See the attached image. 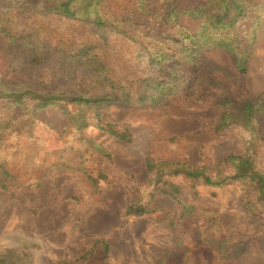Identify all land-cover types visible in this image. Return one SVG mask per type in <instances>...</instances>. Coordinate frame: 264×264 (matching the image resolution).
I'll list each match as a JSON object with an SVG mask.
<instances>
[{"label":"trees","instance_id":"trees-1","mask_svg":"<svg viewBox=\"0 0 264 264\" xmlns=\"http://www.w3.org/2000/svg\"><path fill=\"white\" fill-rule=\"evenodd\" d=\"M263 31L264 0H194L190 6L180 0H0V34L8 55L7 70L0 67V123L7 118L32 135L31 107L81 102L94 126L131 143L132 132L111 114L112 107L132 108L148 98L169 105L179 97H200L198 87L209 65L206 53L216 49L225 51L246 76ZM260 99L264 103V91ZM249 104L229 94L217 103L222 115L242 114ZM105 160L112 162L113 156L102 149L98 172L85 164L79 169L95 192L107 180L101 169ZM145 166L149 177L134 191L125 215L156 214L163 210L157 202L162 198H170L179 211L177 219H159L167 222L173 247L155 264H204L210 254L214 263L228 264L246 252V244L231 247L217 214L185 201L182 183L173 179L212 187L238 184L246 211L263 213L264 167L257 175L243 162L233 175H224L223 164L215 163L146 159ZM0 173L7 188L13 176L2 166ZM187 234H198V239L188 244ZM36 248L0 249V264H35ZM52 264L116 263L112 244L101 237L78 257Z\"/></svg>","mask_w":264,"mask_h":264},{"label":"rangeland","instance_id":"rangeland-1","mask_svg":"<svg viewBox=\"0 0 264 264\" xmlns=\"http://www.w3.org/2000/svg\"><path fill=\"white\" fill-rule=\"evenodd\" d=\"M193 2L180 0V5ZM260 42L246 76L235 69L225 51H208L209 65L198 98L183 96L169 105L148 98L132 108L112 107L111 114L132 132L131 143L94 126L81 102L49 101L31 107L32 135L7 118L2 120L0 166L13 178L4 188L5 178L0 175V249L37 247L35 264H52L78 257L94 239L104 237L113 246L116 264H155L173 247L172 232L159 219H177L179 211L170 198H162L157 202L163 210L156 214L125 215L134 191L149 177L146 159L223 164L224 175H233L246 162L262 175L264 31ZM6 48L7 40L0 34V67L7 70ZM227 94L250 104L242 114L222 115L217 103ZM102 149L110 151L113 161L105 160L100 167L107 180L95 192L79 169H86L85 164L89 171L98 172ZM88 150L92 153L87 156ZM173 181L182 183L185 201L217 214L231 247L247 245L246 252L228 264H264V212L246 211L241 186L212 187L180 177ZM194 238L198 234L185 237L188 244ZM203 262L217 264L212 254Z\"/></svg>","mask_w":264,"mask_h":264}]
</instances>
